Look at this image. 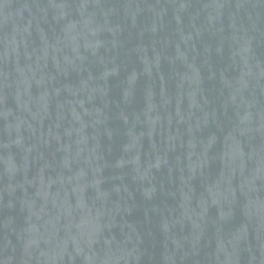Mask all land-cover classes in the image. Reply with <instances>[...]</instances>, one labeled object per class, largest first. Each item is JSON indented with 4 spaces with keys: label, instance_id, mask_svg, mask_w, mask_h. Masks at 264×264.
<instances>
[{
    "label": "water",
    "instance_id": "obj_1",
    "mask_svg": "<svg viewBox=\"0 0 264 264\" xmlns=\"http://www.w3.org/2000/svg\"><path fill=\"white\" fill-rule=\"evenodd\" d=\"M0 264H264V0H0Z\"/></svg>",
    "mask_w": 264,
    "mask_h": 264
}]
</instances>
